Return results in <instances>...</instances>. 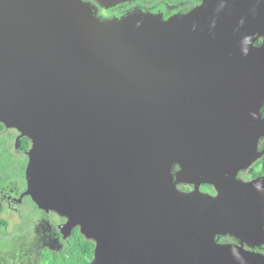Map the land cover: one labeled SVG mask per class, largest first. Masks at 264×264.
<instances>
[{"label":"water","instance_id":"water-1","mask_svg":"<svg viewBox=\"0 0 264 264\" xmlns=\"http://www.w3.org/2000/svg\"><path fill=\"white\" fill-rule=\"evenodd\" d=\"M258 14L264 0H203L166 20L0 0V123L31 141L21 196L94 241L91 264H264L215 241L264 239V176L236 179L264 153V43L225 47Z\"/></svg>","mask_w":264,"mask_h":264},{"label":"flooded vegetation","instance_id":"flooded-vegetation-1","mask_svg":"<svg viewBox=\"0 0 264 264\" xmlns=\"http://www.w3.org/2000/svg\"><path fill=\"white\" fill-rule=\"evenodd\" d=\"M84 1L94 3V4L96 2L95 0H84ZM202 1L203 0H140L136 2L134 0H127V1L121 2L123 3V9L121 8V10L114 11L115 9H117L114 6L115 8L113 9L108 8L106 9L105 13L102 12L103 14L102 15L98 14V16L105 19V17L106 18L109 17L108 15H110V13L111 14L113 13L114 17H119L121 15L122 10L125 11L126 13L141 10L142 12L160 15L163 20H166L173 15L184 14V13H187L193 10L194 8L199 6L202 3ZM119 4L120 3H118V5ZM96 7H97V13L101 12V9H103L101 8V5H99L98 3L96 4ZM252 16L254 15L246 16L244 22L242 20H237L232 23V25L240 27L237 29V31L239 32V35L238 36L232 35V37L225 39V41H227V44L225 45V47L229 46L233 48L234 46H237L239 47V50H240V49H243L244 42H251L252 44L250 48L254 49L262 45V43H264V19L259 20L260 18L258 17L259 14L257 16H254L256 20H254ZM228 23L230 22H226V24ZM256 26H262L261 28L263 31V33L259 34L257 37L251 34V29H252V32H254V28H256ZM244 35H247V36H244ZM259 113H260V118L264 119V100L259 107ZM0 136H3L6 139H10L15 143L16 156L19 155V157L17 156V158H19L20 161L24 163L22 167V179L24 180V188L22 191H20L17 194L15 193L14 195L8 194V191L5 189L6 190L5 193L7 194L1 198L3 199L4 202L7 203L6 209L10 211L9 205L12 206V204L14 203V205L19 206L22 204L23 199H29L38 209L45 211V212H54V214L57 216L58 221L56 219H53L52 222L50 220L49 221L41 220V222L35 224V227L37 228V232L39 234L37 236L38 239L36 240V243H41L43 245L48 244L47 246H49V243L51 242V240H53L55 244L59 245V243L61 242L60 239L61 238L67 239L70 236L75 226L72 227L71 229H68L67 226L63 225L67 221L65 216L58 214L55 210H51V209L46 210L43 208H39L31 200V198L28 195L21 196V194L27 188L25 169L28 163V151L31 146V141L29 140L28 137L21 135L20 131L17 130L16 128L6 127L5 125H3V128L0 129ZM26 144H28L27 148L25 147ZM257 150L264 151V134L260 136L258 139ZM262 156H264V153L260 157H258L254 162H252L249 167L238 170L236 174V179L238 181L241 180V181L246 182L258 176H264V173H257L260 170L263 172L264 171L263 167H261L260 165L261 168L259 169V167L256 166V165H259V163L257 162L260 160ZM22 158L24 159V161L22 160ZM177 169L178 167L176 165H173L172 171L174 170L175 172ZM175 185L180 191H184V192H188L194 189V185L191 183L178 182ZM198 189L201 192H204L210 195H215L217 193L214 186L208 183L199 184ZM0 206L3 211L5 206L2 204H0ZM11 209H14V208H11ZM215 241L219 244L233 245L237 248L239 246H242L243 249L261 253L264 255V239L259 241L258 244L252 245V244H247L245 242L241 243L239 241V238L227 233V234H217L215 236ZM49 247L53 248L51 246ZM37 262L38 261H36L35 264ZM21 264H26V263H21Z\"/></svg>","mask_w":264,"mask_h":264},{"label":"rangeland","instance_id":"rangeland-1","mask_svg":"<svg viewBox=\"0 0 264 264\" xmlns=\"http://www.w3.org/2000/svg\"><path fill=\"white\" fill-rule=\"evenodd\" d=\"M15 149L16 145L12 140L0 136V170L2 171L0 173V204L5 206L0 217L7 220L6 230L0 233V263L2 261L6 264H35L38 260L39 250L43 246L41 243H36L39 234L35 224L41 220L52 222L53 219L57 220V216L54 212L38 209L29 199H23L19 206L14 203L12 206L9 205L10 211L6 209L7 203L1 198L7 194L6 190L8 194L14 195L24 188L22 179L24 163L17 158L19 155L16 156ZM22 160L24 161L23 158ZM18 245L20 246L17 247ZM49 246L58 248L59 245L51 240ZM12 254L14 255L12 256ZM21 259L24 260L20 261Z\"/></svg>","mask_w":264,"mask_h":264},{"label":"trees","instance_id":"trees-1","mask_svg":"<svg viewBox=\"0 0 264 264\" xmlns=\"http://www.w3.org/2000/svg\"><path fill=\"white\" fill-rule=\"evenodd\" d=\"M96 1V0H95ZM136 2L140 0H134ZM90 3V2H88ZM98 2L96 1L94 3H90L92 5V8L94 9V14L99 19H104L98 16V14H103L106 12V9L110 8H117L116 10L123 9V6H121L123 3H120L119 5H115L112 7H104L101 5V12L97 13V7L96 4ZM99 4V3H98ZM100 5V4H99ZM121 6V7H120ZM141 11V10H137ZM103 12V13H102ZM133 12V11H132ZM125 11H121V15L119 17H122L125 15ZM130 13V12H128ZM127 14V13H126ZM109 17H105V19H115L118 17H114V14L110 13L108 15ZM3 128V124L0 123V129ZM25 147H28V144L25 145ZM259 165H256L259 167H263L264 169V156L260 158V160L257 162ZM261 165V167H260ZM0 173L2 171L0 170ZM257 173H264L261 170ZM2 211V208L0 206V213ZM7 227V220L3 217H0V233L4 232ZM61 242L59 243L58 248H50L49 246L43 245L42 248L39 250V255L37 257V263L36 264H91V260L93 258L94 254V246L95 243L92 240L86 239L84 235L80 232L79 227L75 226L70 234V236L67 239L61 238ZM22 245V244H21ZM18 245L17 247H19ZM16 251V250H15ZM14 251V254H15ZM12 254V256L14 255ZM24 259H21L20 261H23ZM0 264H6L1 261Z\"/></svg>","mask_w":264,"mask_h":264}]
</instances>
